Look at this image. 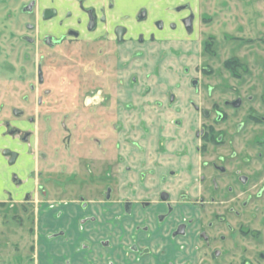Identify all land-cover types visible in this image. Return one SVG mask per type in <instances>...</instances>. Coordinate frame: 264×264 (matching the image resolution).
<instances>
[{
	"label": "rangeland",
	"instance_id": "1",
	"mask_svg": "<svg viewBox=\"0 0 264 264\" xmlns=\"http://www.w3.org/2000/svg\"><path fill=\"white\" fill-rule=\"evenodd\" d=\"M18 5L16 1L12 9ZM8 11L0 5V33L5 32L0 35V45L5 53L17 58V72L14 78L0 76V126L5 121L17 120L19 115L14 110L23 111L22 118L35 116V144L39 152L37 169L41 174L36 189L31 192L34 191L35 195L29 198L32 202H27L24 195L19 199L6 197L3 203L0 201V264H63L54 250L53 258L48 256V243L43 239L49 233L44 227L48 216L46 207L69 196L74 200H80L81 195L87 200H106V176L110 168L106 167L109 161L105 158H110V150L115 151L116 145H120L121 152L128 148L135 150L143 143L152 145L151 149L157 147V136L162 131L158 122L161 110L146 105L144 101L161 100L167 104V98L174 95L179 96L178 104L183 110H191L192 105L187 106V97L194 95L196 103L209 113L206 118L200 115L185 117V127L194 124L198 130L206 125L215 131H225L221 137L227 150L215 148L210 155L220 159L221 154H226L225 160L229 155L230 168L241 165L245 175L250 177L249 182L241 187L232 181L231 171L225 175L224 183H234L235 190L243 191L234 204L241 206L243 197L251 199L250 208L264 207V196L259 199L251 197L264 185V142H260L264 136V121L250 118L251 114L264 116V0H196L197 22L193 25V32L185 35L187 37L155 42L146 47L128 41L112 46L110 53L103 52L109 49L101 42L93 46L79 43L53 49L24 41L15 44V39L8 36L14 27L12 21L17 18L2 21ZM24 51L31 54L29 61L23 59ZM3 59L0 57V62ZM38 61L44 63L46 82L33 91L30 83L35 81ZM21 66L26 70L23 75ZM192 79L199 81L196 89L191 87ZM48 88L52 90L51 95L38 103L37 96L44 95ZM98 90L103 91L101 97L105 95L106 100L88 102L89 95L97 94ZM237 96L243 98V106L236 111L226 107L225 100ZM218 112L222 114L220 120ZM119 123L122 129L117 132L114 128L115 124L119 127ZM240 123L243 126L238 129ZM145 124L151 127L149 135L145 133ZM3 138V143L7 144L8 136ZM96 138L102 140L108 154L102 157L100 162L103 165L98 172L93 174L92 171L96 176V187L93 188L88 182L85 159L93 156ZM206 145L210 146L209 143ZM82 151L88 154L78 156ZM233 152L238 155L232 157ZM137 158L139 160L138 154L133 156L134 163ZM135 168L133 180L138 178L140 166ZM12 182L6 180L0 170V185L4 184L0 189L13 191ZM151 182L153 180L147 185ZM131 184L132 198L140 200L138 196L144 192L140 181ZM112 186L117 204L119 200L123 202L121 208H107L100 213L99 224L107 231L100 240L110 237L108 231L115 228L112 232L119 254L115 258L109 254L103 260L110 264H238L236 259L230 258L211 263L209 249L202 248L198 237L197 229L206 226L210 214L226 207L227 201L200 209L196 202L186 197L176 198L175 210L168 216L163 232L139 236L138 241H134L139 251H131L125 244L129 234H126L124 224L131 223L134 229L142 225L143 212L141 208L131 209L132 203L127 198H132L131 195L124 196L126 187L124 189L122 177L118 176ZM142 204L140 202L139 207ZM37 206L42 207L38 214H43L39 218ZM147 210L154 214L158 208ZM113 221L120 223L123 229L112 228ZM184 221L191 224L188 235L172 238L169 234L172 228ZM142 250L145 253H140Z\"/></svg>",
	"mask_w": 264,
	"mask_h": 264
},
{
	"label": "flooded vegetation",
	"instance_id": "2",
	"mask_svg": "<svg viewBox=\"0 0 264 264\" xmlns=\"http://www.w3.org/2000/svg\"><path fill=\"white\" fill-rule=\"evenodd\" d=\"M16 1L19 5L13 10L12 5ZM0 5L11 11L2 17V21L17 18L16 21H12L14 27L9 31L8 36L9 39H15L13 43L20 44L24 41L39 47L47 46L50 49L75 46L79 43V45L93 46L101 42L107 44L109 49L103 52L110 53L112 46L123 45L128 41L139 47H146L164 40H181L187 37L186 34L193 32V25L195 21L197 22L196 0H0ZM2 47L3 45H0V57L4 58L0 62V76L14 78L17 72L15 66L17 58L5 53ZM30 58L31 54L24 51L23 59L29 61ZM19 68L22 75L26 73L24 67ZM98 74L100 77L103 76V73ZM108 76L110 77L111 73ZM45 82L44 63L38 61L36 78L30 83V88L35 91ZM198 85L197 79L191 80L193 89ZM51 93L50 88L45 89L44 95L40 93L37 96V102L46 101L45 98ZM96 93L89 95L87 101L106 100L105 95L101 97L102 90ZM176 97L174 95L168 97L167 104H163L164 101L161 100L144 101L146 105L161 110L158 122L162 131L157 136L155 149H151L152 145L149 143L150 146L143 143L135 150L128 148L121 152L120 145H116L115 151L111 149L110 158L106 159L104 155H107L108 151L102 140L95 139L93 156L85 159L89 170L88 182L95 188L96 176L93 174L103 165L100 162L102 157L109 161L106 165L110 168L106 176V200L102 201L99 198L87 200L82 195L80 200H74L69 196L59 202L55 200L52 206L46 207L48 216L44 227L49 233L43 239L48 243V256L53 258L51 254L54 250L59 254L57 256L62 259L63 264H99L101 261L110 264L103 260V257L110 254L115 258L119 254L116 253V241H114L115 228L108 231L111 233L110 237L100 240L107 233L106 227L102 229L99 224L100 213L105 212L107 208L110 210H116L119 206L121 208L123 200H119L117 204L113 198L115 193L112 186L120 176L125 185L124 189L125 187L127 189V192L126 189L124 191L125 197L126 195L133 197V191L130 190L133 181H140L144 190L142 194H138L140 200L127 198L129 203H132L131 209L141 208L143 212L142 225L134 229L131 228V223L124 224V230L129 234L125 244L129 245L131 251H139V247L134 243L135 239L138 241L139 236L145 237L155 232H163L168 216L175 210L176 198L186 197L196 202L200 209L227 201L226 207L210 214L206 226L197 229L202 248L209 249L210 262L230 258L236 259L238 264H264V207L250 208L251 199H243V197L241 206L235 205L234 201L243 195V191L235 190L234 183L223 182L225 175L230 171L232 181L241 187L249 182L250 177L245 175L241 165L235 169L230 168L229 155L226 160L223 159L226 154H221L220 159H217L218 156L210 155V151L215 148L220 151L227 150L221 137L225 131H215L213 127L206 125L198 130L194 124L185 127V117L200 115L206 118L208 110H202L196 103L194 95L187 97V106L191 104L193 109L183 110L182 105L178 104L179 96ZM243 103L241 96L225 100L226 107L233 111L240 109ZM14 111L19 115L17 120L1 122L0 126V144H2L0 170L6 180L13 181V191L0 189V201H5L6 197L19 199L24 195L27 202H32L29 198L34 197V191L32 194L31 192L36 189V181L41 174L37 169L39 152L37 143L35 144L36 118L33 115L22 118L20 116L24 114L23 111ZM217 117L218 120L222 118L221 112L217 113ZM250 118L258 122L264 121V116L260 115L251 114ZM141 123L143 125L144 120ZM119 124V127L115 124L114 130L117 132L122 129L121 123ZM145 125L147 126L145 133L149 135L151 127ZM242 126L243 124L240 123L237 128L241 129ZM166 127L169 129L167 133L164 132ZM5 136H8L7 144L3 143ZM260 142H264V136L261 137ZM207 143L210 146L206 145ZM87 154L88 152L82 151L78 156L84 157ZM136 154L139 156V160L138 158L135 160L137 165L133 159ZM41 155L45 156V153ZM237 155L238 152H233L232 157ZM90 166H93V169H90ZM139 166L138 178L133 180L132 174L136 170L135 167ZM262 167L264 169V162ZM151 180H153L152 184L147 185ZM1 185L4 187V184ZM263 196L264 185L251 197L259 199ZM140 202L144 203L143 207L142 205L139 207ZM151 205L158 208L154 214L148 213L147 209L152 208ZM41 208L36 207L37 214ZM126 210H129L128 205ZM130 212L127 213L129 216ZM41 213L40 215L43 214ZM40 215L38 214L37 218ZM111 223L112 228L115 226L123 229L120 223L115 221ZM190 226V221L179 222L169 234L174 239L184 238L188 235ZM140 253H145V250Z\"/></svg>",
	"mask_w": 264,
	"mask_h": 264
}]
</instances>
